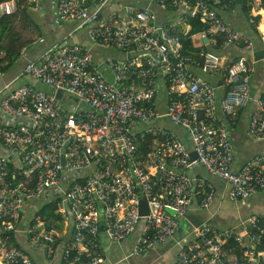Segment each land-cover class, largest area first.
<instances>
[{"label": "built area", "instance_id": "built-area-1", "mask_svg": "<svg viewBox=\"0 0 264 264\" xmlns=\"http://www.w3.org/2000/svg\"><path fill=\"white\" fill-rule=\"evenodd\" d=\"M29 2L43 13L41 0ZM235 2L145 0L139 6L126 0H56L61 22L78 23L77 29L93 45L119 50L125 58L97 61L92 49L66 38L24 70L35 82L52 88V94L23 85L1 99L9 121L0 123V143L9 152L0 155L2 264H35L10 237L26 203L50 190L54 195L48 205H56L58 220L36 215L27 236L32 246H45L51 255L59 242L58 222L71 220L65 264H104L102 237L122 244L138 232L134 256L166 243L199 193L190 177L197 166L230 186L232 202L264 197V153L235 170L231 137L215 112L220 88L227 119L253 104L248 135L264 141V90L252 93V67L244 59L228 65L227 54L212 50H254L253 41L223 17L234 10ZM251 3L249 24L264 41V30L260 33L256 23L264 14V0ZM16 11L17 0L3 2L0 19ZM191 20H198L203 30L197 34L199 50L186 53L183 39L192 29ZM219 81L222 86H217ZM167 122L187 135L191 149L166 128ZM148 139L151 145L145 152ZM192 152L197 159L192 160ZM10 158L15 173H10ZM202 187L207 191L200 208L208 210L215 190L205 182ZM142 200L147 215L140 214ZM232 240L243 248L242 264H264L261 215L243 223L239 234L210 226L197 229L176 264H239L230 258L233 249L225 250Z\"/></svg>", "mask_w": 264, "mask_h": 264}, {"label": "crops", "instance_id": "crops-1", "mask_svg": "<svg viewBox=\"0 0 264 264\" xmlns=\"http://www.w3.org/2000/svg\"><path fill=\"white\" fill-rule=\"evenodd\" d=\"M126 1L133 5H145V0ZM41 2L43 13H38V16H36L34 13H37V11L32 8L33 23H28L24 26V22H22L20 25H16V28L11 32V36H1L0 33L1 50L2 48H10V44L15 46L16 42L12 36L19 33L22 34L23 41L28 42V45L22 50L20 57L16 61L12 58L8 59L9 61L2 62V59L6 58V54L0 52V101L9 92L23 85H33L47 94H52V88L35 82L25 74L24 70L28 62L39 61L48 49L66 38L83 47L92 49L97 61L105 57H111L116 60L125 58L124 53L119 50L93 45L85 32L82 29H77L78 23L61 22L56 15V0H41ZM241 3L242 0L237 1L238 5H235L234 10L232 12H224L223 17L228 25L240 30L253 41L254 50L253 52H247L243 47L230 46L228 47V53L224 52V54H227L228 65L239 59H244L252 67L250 85L252 93L257 96L264 90V58L256 60L254 55L256 52H264V41L261 40L259 32L248 21L249 12L252 9L251 0H246V6L251 7L248 12L242 9L243 5ZM160 20L163 21L161 17ZM256 22H259L260 26L264 25V14L259 16ZM185 29L188 30L189 28L186 26ZM259 31L260 33L263 32L260 28ZM192 41L194 47L197 48L199 37L197 35L193 36ZM208 80L213 82L210 77ZM223 96L224 89L220 88L215 104V112L218 120L222 121L228 129L235 156L233 168L238 170L242 169L255 156L264 153V141H255L248 135L249 122L255 106L250 104L246 108L239 109L233 119L231 117L227 119L221 110ZM65 102L69 106L73 105L71 99L67 98ZM161 103L163 104L164 100ZM8 122V118L2 113L0 107V123L6 124ZM165 126L173 130L189 149L192 148L189 138L181 129L170 125L168 122ZM7 152L8 150L0 143V155L6 156ZM9 161L10 173H15L17 171L15 161L11 158ZM190 177L195 186H197L199 193L192 200L187 217L180 221V227L176 234L166 243L158 245L139 256L133 255L135 243L139 236L138 232L131 235L122 244L111 243L102 237L101 245L103 258L105 259L104 264H176L179 253L184 246L194 240L197 229L210 226L217 229H229L235 234H239L243 231V223H246L252 216H264V197L262 195H255L247 201L235 203L229 199L230 186L225 181L210 175L204 167L197 166L190 172ZM203 182L210 184L215 190L214 201L208 210L200 208L201 201L207 191V189L202 187ZM53 195L54 191L50 190L40 197L29 200L25 205L17 231L11 234L10 237V243L20 248L35 264H65L63 260L64 251L72 238L73 223L71 220H67L57 224L59 242L53 254L49 255L45 246L34 247L29 242L27 230L31 227L36 215L39 214L43 217L40 214V210L50 203ZM244 243V245H247L248 240H245ZM2 263L0 259V264Z\"/></svg>", "mask_w": 264, "mask_h": 264}, {"label": "trees", "instance_id": "trees-1", "mask_svg": "<svg viewBox=\"0 0 264 264\" xmlns=\"http://www.w3.org/2000/svg\"><path fill=\"white\" fill-rule=\"evenodd\" d=\"M6 1H10V0H0V4ZM241 4L243 5L242 9L244 11H247V12L250 11L251 7L246 6V0H242ZM234 5L236 6L238 5L237 0L234 3ZM32 8H34L33 4L29 3V0H17L16 13L13 15L4 16L0 19L1 36L3 35L11 36L12 35L11 32L13 31L14 28H16L15 26L20 25V23L22 22H24V26L27 25L28 23H33L34 18L32 16V12H33ZM256 21H257V18H256ZM190 23L192 25V29L190 33L188 34V36L183 39V46H184L183 49L186 53H193V52H196V50H199V48L194 47L192 36L197 35L203 30V25H201V23L198 20H191ZM256 23L258 24L259 22H256ZM22 27L21 29L23 30ZM12 38L16 42L15 46H12L10 44L9 45L10 48H2V50L0 49V52H4L6 54V58L2 59V62L9 61L8 59H12V58L16 61L18 57H20L22 50L26 48V46L28 45V42L23 41L21 33L17 35H13ZM220 44L221 43H219V45ZM212 50L217 54H224V52L220 51L218 47H214ZM150 145H151V139H148L146 142L143 143L142 150L147 152ZM45 208L52 212H55L57 209L55 204L47 205ZM52 220L53 221L58 220V217L56 215H52ZM263 249H264V245H263ZM225 250L228 252L232 250L230 254V258L232 261L238 260L239 264L243 263L242 248H240V246L237 245L234 240L228 243V245L225 247Z\"/></svg>", "mask_w": 264, "mask_h": 264}, {"label": "water", "instance_id": "water-1", "mask_svg": "<svg viewBox=\"0 0 264 264\" xmlns=\"http://www.w3.org/2000/svg\"><path fill=\"white\" fill-rule=\"evenodd\" d=\"M237 1H240V0H237ZM204 42L208 43V39H205ZM254 56H255L256 60L263 59L264 58V52H256ZM222 85H223L222 81H219L217 83V86H222ZM56 98L58 100H62L63 94L61 92H57ZM191 156H192V160L197 159V156H196V154L194 152L192 153ZM62 163L65 164L64 159L62 160ZM140 214L141 215H147L148 214L147 203H146L145 200H142L141 203H140ZM101 227L103 228L104 225H102Z\"/></svg>", "mask_w": 264, "mask_h": 264}, {"label": "rangeland", "instance_id": "rangeland-1", "mask_svg": "<svg viewBox=\"0 0 264 264\" xmlns=\"http://www.w3.org/2000/svg\"><path fill=\"white\" fill-rule=\"evenodd\" d=\"M41 14V13H39ZM34 15L38 16V12L37 13H34ZM45 207H43L41 210H40V214L45 218L47 219V217H50L52 219V215H55L54 212L50 211V210H47L46 208L44 209Z\"/></svg>", "mask_w": 264, "mask_h": 264}, {"label": "bare ground", "instance_id": "bare-ground-1", "mask_svg": "<svg viewBox=\"0 0 264 264\" xmlns=\"http://www.w3.org/2000/svg\"><path fill=\"white\" fill-rule=\"evenodd\" d=\"M260 29L263 31L264 30V25H261L260 26Z\"/></svg>", "mask_w": 264, "mask_h": 264}]
</instances>
